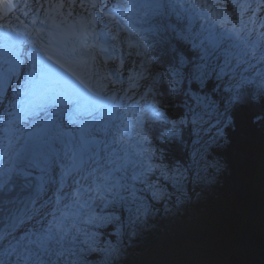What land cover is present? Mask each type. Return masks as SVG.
Instances as JSON below:
<instances>
[{
    "label": "snow or ice",
    "instance_id": "1",
    "mask_svg": "<svg viewBox=\"0 0 264 264\" xmlns=\"http://www.w3.org/2000/svg\"><path fill=\"white\" fill-rule=\"evenodd\" d=\"M217 3L218 0H192L191 3L187 0H154L151 4H138L117 0L112 5L114 10L147 8L161 18L176 17V23L167 22L148 29L158 37L156 43L163 46L165 55H170V67L163 75L157 73L140 97L145 103L143 113L132 125L135 128L134 143L130 144L124 132L117 129L119 135L113 138L112 144L121 145L123 156L106 140L97 139V134L107 133L112 127L105 117L112 114L111 108L121 107L119 99L132 100L131 96L118 99L116 89L111 90V95L102 96L107 85L93 88L78 73L79 62L66 58L63 53L55 54L54 59L44 50L47 61L62 70L55 73L58 89L50 86V79L35 78L37 64H41L42 76L51 72L49 65L37 60L38 53L27 50L5 53L10 57L5 60L10 67L8 72L0 75V108L9 118L3 131L7 135L19 122L27 123L32 130L26 133L27 139L11 157V163L5 161L0 172L3 177L0 180L3 190L0 192V264H90L94 256L101 257V264H114L123 255L119 237L151 214L154 205L148 201L160 202L168 198L167 188L154 178L153 173L158 171L160 178L170 182L181 194L190 173L195 181L203 179L199 173L206 171L207 166L201 168L202 154L198 149L192 153L191 165L169 167L162 160L154 163L157 152L144 147L159 125L170 123L173 130L160 135L175 137L178 133L174 129L186 122L161 119V98L176 91L175 85L185 78L181 71L185 66H188L186 78L200 84H205L212 76L221 81L228 77L227 95L222 98L223 112L214 103L205 104V110L200 112L189 109L194 126L204 123L208 109L214 112L217 119L212 143L224 138L225 127L235 126L238 113H249L250 123L264 124V71H257V66L264 64V32H257L255 38H251L252 30L242 21L240 28L235 24L225 28L231 23V13L218 7ZM4 6L13 7L11 0H0V19L6 20L10 13L5 14ZM91 7L98 13L100 22L107 18L119 26L118 21L109 17L108 4L103 0H93ZM236 7L238 5L233 4V8ZM101 8L104 9L102 13L99 12ZM256 8H264V0H258ZM195 9L200 11L194 12ZM205 13L208 15H203ZM120 14L126 15L125 12ZM196 17L211 19L224 31L219 34L209 32L208 35L197 32L193 28ZM96 22L94 18L92 23ZM0 27L11 28L12 24ZM226 43L228 47H225ZM112 47L114 49L115 45ZM189 47L191 51L185 53L184 49ZM136 55L143 53L137 51ZM192 56L197 60L191 59ZM221 56L223 64L213 63ZM29 61L32 62L31 72H25L24 68L16 71L18 66H27ZM152 63V60L142 61L141 68L147 71L144 65ZM244 65L247 67L241 71ZM244 72L250 74L244 75ZM65 73L82 88L75 87ZM111 75L119 78L118 69ZM137 75L147 80L142 73ZM14 76L23 79V87L19 82L12 84ZM105 79L115 83L110 76ZM165 81L166 92L158 91L157 82ZM129 87H138L133 77H129ZM17 88L20 90L15 91ZM24 96L29 97L27 102L20 99ZM149 96L152 98L150 103ZM140 100L133 103L139 105ZM197 100L202 103L199 98ZM256 102L261 110L251 112ZM13 108L15 113L11 111ZM16 130L20 131L19 128ZM212 166L217 170L221 167L219 162ZM56 167L59 168L58 178L49 174L50 169ZM29 169L40 172L35 184L31 182ZM13 175L16 180L12 179ZM19 178H23V182ZM9 184L16 186L15 193ZM137 184L142 187L137 188ZM177 202H181L179 196ZM109 228H114L115 232L109 233ZM127 234L135 236L136 232ZM109 235L116 236V243L106 239Z\"/></svg>",
    "mask_w": 264,
    "mask_h": 264
},
{
    "label": "trees",
    "instance_id": "2",
    "mask_svg": "<svg viewBox=\"0 0 264 264\" xmlns=\"http://www.w3.org/2000/svg\"><path fill=\"white\" fill-rule=\"evenodd\" d=\"M228 3L229 0L226 1ZM166 21L176 23L175 15L153 17L149 27L154 28ZM193 27L197 31V26ZM157 38L151 31L146 34L147 56L153 61L151 72L163 75L170 67L171 57L165 55L163 46L156 43ZM184 51L187 53L191 49L185 48ZM191 59L197 60L195 56ZM214 61L223 63V57ZM187 68L185 66L181 69L185 78L175 85L176 91L161 98L162 120L186 122L178 124L174 129L178 133L175 137L160 135L173 130L170 123L167 126L159 125L152 139L147 142V148L157 152L154 162L162 160L169 167L177 164L189 166L192 161L194 139L190 134L192 125L189 109H199L197 98L207 97L210 103L224 109L222 98L227 95L221 86L227 83V77L221 81L212 76L205 84H200L186 78ZM167 88L166 81L156 84L158 91L166 92ZM260 110V104L256 102L251 112ZM248 115L238 113L235 126L225 127L224 138L213 143L210 148L214 160L224 166L225 170L221 174L222 184L213 185L216 196L209 194L206 204L198 202L200 215L193 222L187 215L175 217L173 234L167 243L161 230L153 231L149 228L144 233L148 237L146 247L151 245L148 254L140 257L129 254L118 264H183L188 261L190 241L201 247L196 264H264V124L250 123ZM152 175L156 179L155 173ZM255 215H259L263 221L259 222L262 223L260 226ZM156 219L162 226L161 219L158 216Z\"/></svg>",
    "mask_w": 264,
    "mask_h": 264
},
{
    "label": "rangeland",
    "instance_id": "3",
    "mask_svg": "<svg viewBox=\"0 0 264 264\" xmlns=\"http://www.w3.org/2000/svg\"><path fill=\"white\" fill-rule=\"evenodd\" d=\"M41 0H14V3L18 6V14H15L14 21L19 22L23 19L22 14L28 13L27 20L30 19V14H33L36 10L37 5L44 6L42 9L45 11L46 9H51V5H56L58 8H63L65 12L69 10H75L76 12H79L81 9L82 0H44L47 2H44L43 4H40ZM227 0H218L217 6L218 7H224L227 12L231 13L229 16V20L231 23H228L225 25V28H230L232 24H235L237 28H240L241 21L243 22V25H246L247 29H251V38H255V35L257 32H264V8H256V4L258 0H229L230 2L228 5L226 4ZM28 2V3H27ZM104 3L111 4L112 0H103ZM188 3H191L192 0H187ZM27 5H31L32 8L26 7ZM86 5V3H83ZM151 4V3H149ZM233 4L238 5L235 9L233 8ZM74 6V7H73ZM251 6V7H249ZM55 7H53L54 9ZM41 10V7H37V11ZM254 10V11H253ZM194 12H199V9L193 10ZM123 12L126 13V15L123 16L119 20V25L124 28L123 32L121 33V40L119 41L124 45V48L122 49L125 54V69L124 74L126 75V72L130 77L135 78L136 73H142L143 77L144 75L148 79V84L150 80L153 79L155 76L150 69V65L145 64L144 68L147 69V71H144L141 68L142 61L149 60L147 56V40H146V34L148 33V27L149 23L148 20H150L152 17L157 16L153 15L150 9H125ZM233 12V14H232ZM207 16L208 14H203ZM18 18V19H17ZM235 18H238V20H235ZM233 20L236 21V23L233 22ZM168 21H166L167 23ZM193 22H198V32L203 31L204 35H208L209 32H213L216 34H219L224 31L223 28H220L215 22L211 19H204L196 17L194 18ZM172 23V22H171ZM152 25V24H151ZM139 44L140 47L137 48L136 45ZM131 45V46H130ZM140 51L143 53L142 56L136 55V52ZM131 54V55H129ZM213 63H217L213 60ZM255 63V61H253ZM223 64V63H219ZM139 67V68H138ZM244 67H247L246 65L242 66L241 71ZM133 70H136L137 72L133 73ZM257 71H264V64L257 66ZM249 72H244V75H249ZM129 79V77H127ZM228 78V77H227ZM228 80V79H227ZM146 81L144 79L143 83L144 86H142L143 89L146 88ZM142 83V84H143ZM147 84V85H148ZM222 88L225 90L226 84H221ZM122 89V88H121ZM125 91V90H122ZM199 104V109H196V111H204V105L205 104H212L209 102V99L207 97H200L199 101L196 100ZM215 107L219 109V111L223 112L224 109H221L219 105L215 104ZM1 116V114H0ZM204 123L200 125L194 126L191 123L192 117L190 114L189 121L191 123V137L193 141V151L199 150L202 154L201 159V168H204V166H207L206 171H200V176L203 177V179L199 181H195L192 178V174H189L188 180L184 183L183 186V194L180 192H177L176 189L172 186L170 182H166L163 179L160 178V174L155 172L156 180H158L162 185H164L167 188L168 192V198L166 200L160 201V202H150V204H153L154 207L151 209V214L144 218L143 223L136 225L133 228H129L127 232L135 231V236H129L127 232H125L123 235L119 237L123 244V255L114 262V264H118L122 259L127 257L129 254L136 255L138 257L140 256H146L149 252V249L151 248V245L146 247L148 242V237L146 231L149 228H152L154 230H161V235L164 237V240L167 243V239L170 238L173 234V220L175 217L180 218L183 215H187L189 219L193 222L199 215L201 208L198 205V202H203L206 204V198L211 195L216 196L215 194V188L213 185L215 184H222V175L225 168L224 166L220 165L221 167L217 170L216 167L212 166L215 165L217 161H215V156L212 154L211 146L213 143L211 142L212 138L215 136V125H216V116L214 112L211 109L207 110V114L203 117ZM3 125L2 119L0 120V127ZM116 129V128H112ZM114 138V135H100L97 136V139L106 140L109 144H111L112 148H115L119 155L123 156L124 152L121 151V145L112 144V140ZM135 141V138L133 137L132 142ZM22 146L21 144L18 145L16 150H14L10 156L8 157L7 161L9 164L11 163V157L17 152ZM103 145H101V148ZM1 163V162H0ZM154 163H158L157 161ZM192 164V161L190 162V165ZM220 164V163H219ZM187 167V166H184ZM38 170V169H37ZM3 171V168H0V172ZM58 172L59 168L56 167L55 169H50L49 174L57 176L58 178ZM154 174V173H153ZM3 177L0 176V180H2ZM142 186L137 184V188H141ZM217 188V187H216ZM205 192H207L205 194ZM140 193L138 192V195ZM180 197L181 202H177V197ZM204 209V208H203ZM157 216L161 221L163 222V225L161 226L159 222L157 221ZM126 218V216H125ZM256 222H263L259 215H255ZM262 223H259V226ZM109 233H114L115 229L110 228L108 229ZM106 239H110L113 243H116V236L110 237L107 236ZM161 242V240H159ZM189 247V255H188V261L183 262V264H196L195 260L197 257L198 252L201 250V247L198 243H195L193 241H190ZM90 264H101V257L94 256L91 258Z\"/></svg>",
    "mask_w": 264,
    "mask_h": 264
},
{
    "label": "bare ground",
    "instance_id": "4",
    "mask_svg": "<svg viewBox=\"0 0 264 264\" xmlns=\"http://www.w3.org/2000/svg\"><path fill=\"white\" fill-rule=\"evenodd\" d=\"M44 2H47V1H44V0H41L40 1V4H43ZM63 2L65 3L66 1H64L63 0ZM28 3V2H27ZM27 3H26V7H31V5H27ZM83 6H88V2L86 3V5H84L83 4V0H82V4H81V8L83 7ZM53 7H55L54 9H53ZM74 7V6H73ZM63 8H58V7H56V5H51V9H46L44 12L43 11H41L39 14H40V17H39V21H41V23L43 22L42 20H43V18L44 17H48V19H47V22L49 23V24H51L52 23V25H56L57 24V21L59 20V22L61 21V19L63 18L62 16H65V14H66V12H63V10H62ZM125 10V9H124ZM100 11H101V13L104 11V9L103 8H101L100 9ZM70 12H71V10H70ZM70 12H67V17L70 15ZM118 12H123V10H119ZM108 15H109V17H112L110 14H109V8H108ZM122 16V15H121ZM124 16V15H123ZM122 16V17H123ZM54 17H57L58 19H55ZM42 19V20H41ZM114 19V18H113ZM115 20V19H114ZM38 21V22H39ZM116 21V20H115ZM104 22H107V23H109L110 25H111V30H112V33H108L109 35H110V37L111 36H115V37H117V38H120L121 37V35H120V33H118L117 32V29H118V26L115 24V23H113V21L112 20H110V19H107V18H105L104 19ZM194 28V27H193ZM28 41V40H27ZM115 45V48L113 49V47H112V45ZM112 45H107V47H109L110 48V50L111 51H113L114 52V55H113V57H115V59H112V57L111 58H109V59H102L101 57H103V55L98 51V49H97V47L94 49V51L93 52H95V53H88V55H89V59L90 60H93V62L95 63V68L92 70L91 68H90V73H89V76H93V78H94V81H97V80H100V81H106V84H108V82H107V79H105V77H106V73L107 72H105V69H106V67H109L111 64H114V65H117L120 69V71L122 72V68H123V66H121V61H120V52H121V48H122V43H120V42H118L117 43V45L115 44V41H114V43H113ZM88 65V64H87ZM84 66V65H83ZM139 68V67H138ZM98 69H103V71H99ZM100 74V75H99ZM124 75V74H123ZM151 80H150V82H149V84H151ZM121 86H123V87H121ZM118 87H121L122 88V90H125L126 91V89L125 88H127V84H120V86H118ZM141 87H142V85H141ZM146 89V88H145ZM127 94H131V93H127ZM5 107H7V105L5 104ZM5 111H4V109L3 108H0V113H1V115L4 113ZM119 115V114H118ZM3 116V115H2ZM118 117V116H117ZM111 124H112V127H111V129L112 128H116L117 129V124H118V122H115V123H112L111 122ZM109 130V129H108ZM103 134H105V133H102V135Z\"/></svg>",
    "mask_w": 264,
    "mask_h": 264
},
{
    "label": "water",
    "instance_id": "5",
    "mask_svg": "<svg viewBox=\"0 0 264 264\" xmlns=\"http://www.w3.org/2000/svg\"><path fill=\"white\" fill-rule=\"evenodd\" d=\"M36 176H34V175H31V182L33 183V184H35L36 182H37V180H36ZM12 179L13 180H16L17 179V177L15 176V175H13V177H12ZM20 180H21V182H23V178H19ZM9 188L12 190V193H15L16 191H17V189H16V186L14 185V184H9ZM3 190L2 189H0V192H2Z\"/></svg>",
    "mask_w": 264,
    "mask_h": 264
}]
</instances>
